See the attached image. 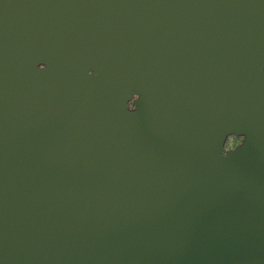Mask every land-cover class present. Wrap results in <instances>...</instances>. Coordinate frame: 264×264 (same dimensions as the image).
I'll use <instances>...</instances> for the list:
<instances>
[{
  "label": "water",
  "instance_id": "obj_1",
  "mask_svg": "<svg viewBox=\"0 0 264 264\" xmlns=\"http://www.w3.org/2000/svg\"><path fill=\"white\" fill-rule=\"evenodd\" d=\"M0 264H264V0H0Z\"/></svg>",
  "mask_w": 264,
  "mask_h": 264
},
{
  "label": "clouds",
  "instance_id": "obj_2",
  "mask_svg": "<svg viewBox=\"0 0 264 264\" xmlns=\"http://www.w3.org/2000/svg\"><path fill=\"white\" fill-rule=\"evenodd\" d=\"M245 136L243 134L237 135V139L233 141V147L235 148L236 145L242 146L245 142ZM238 149V148H237ZM236 149V150H237Z\"/></svg>",
  "mask_w": 264,
  "mask_h": 264
},
{
  "label": "rangeland",
  "instance_id": "obj_3",
  "mask_svg": "<svg viewBox=\"0 0 264 264\" xmlns=\"http://www.w3.org/2000/svg\"><path fill=\"white\" fill-rule=\"evenodd\" d=\"M235 139H237V138H232V137H230V138H228V140L226 141V144H225V148L227 149V150H232L234 147H233V141L235 140ZM236 146H238V145H236ZM235 146V147H236Z\"/></svg>",
  "mask_w": 264,
  "mask_h": 264
}]
</instances>
